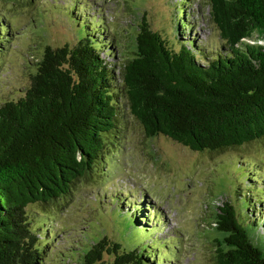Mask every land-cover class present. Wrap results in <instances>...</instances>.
<instances>
[{
    "label": "trees",
    "instance_id": "16d2710c",
    "mask_svg": "<svg viewBox=\"0 0 264 264\" xmlns=\"http://www.w3.org/2000/svg\"><path fill=\"white\" fill-rule=\"evenodd\" d=\"M191 2L176 4L172 37L154 30L143 14L132 55L119 65L118 35L109 32L101 9L92 11L86 0L67 4L66 19L72 15L83 36L72 45L43 41V53L30 62L29 83L14 87L9 98L0 96V264H177L183 248L165 246V255L151 246L150 230H159L152 222H161L157 210L154 218L145 214V205L153 207L146 201L133 208H127L126 198L121 203L131 214L126 239H120L114 222L110 236L83 230L95 238L80 243L85 247L72 260L60 258L66 242L55 243L52 228L66 232L54 223L56 208L78 183L96 175L110 179L109 151L125 114L147 136L163 134L197 151L238 150L264 138V0H208L223 43L206 53L199 40L184 38L195 29L186 11ZM11 28L0 17V56L10 47ZM1 71L2 65L4 81ZM238 165L251 182L246 192H237L236 203L226 201L214 214L213 261L264 264L260 169L245 158Z\"/></svg>",
    "mask_w": 264,
    "mask_h": 264
},
{
    "label": "rangeland",
    "instance_id": "374dc122",
    "mask_svg": "<svg viewBox=\"0 0 264 264\" xmlns=\"http://www.w3.org/2000/svg\"><path fill=\"white\" fill-rule=\"evenodd\" d=\"M70 1L19 0L15 3L0 0V17L12 27L11 35L7 37L10 47L0 56L4 76V81L0 80L2 98H9L14 87L21 89L29 83L28 73L34 70L30 62H36V58L43 53V41L52 45H72L83 36L85 32L78 21L69 14L66 19L65 10ZM86 1L92 3V11L101 9L109 32L118 35L115 39L117 43L114 42L117 65L126 56L132 55L137 23L143 14L151 27L163 35L172 37L175 31L174 16L179 0ZM186 11L195 29L187 30L184 38L194 37L196 44L199 40L206 48L205 53L219 49L223 42L211 20L208 0H192ZM69 22H72L73 28ZM119 126L122 129L119 128L116 133L114 148L109 151L113 152L112 156L109 155L110 179L103 180L96 175L91 181L78 183L71 193L72 197L64 200L60 209L56 208L59 217L54 218V223L59 222L67 229L65 232L58 227L52 228V236L58 238L55 241L51 236L53 241L58 244L63 238L65 241L61 242H66L63 246L66 250L60 253V258L68 255V260H72L74 253L87 245V239L95 238L83 230L93 229L98 236H110L114 233L115 223L120 239H126L125 235H130L131 214L125 213L129 210L124 212L120 208L126 198V201H131L126 204L127 208L146 201L153 206L148 209L147 205L143 207L146 215L154 218L152 215L156 210L160 214L161 223L152 222L159 230L151 229L148 236L153 249L160 248L157 254L166 255L165 246L170 251L179 246L183 248V253L177 264H215L211 245L215 236L214 224H211L214 214L224 202L236 203L237 192L247 191L246 183L251 181L238 165L243 158L260 169L258 185L264 186V138L247 143L238 150L208 152L193 150L163 134L149 137L139 122L128 114L119 118ZM241 185L244 189L238 190ZM119 194L121 197H118ZM153 234L157 239L151 237ZM80 243L84 245L79 246ZM126 247L132 246L126 243ZM54 250H57V245ZM105 258L110 259L109 255Z\"/></svg>",
    "mask_w": 264,
    "mask_h": 264
}]
</instances>
